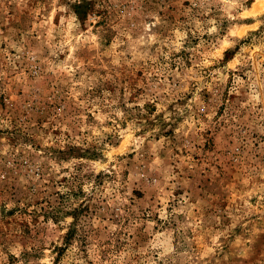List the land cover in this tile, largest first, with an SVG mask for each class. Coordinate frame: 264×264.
<instances>
[{
	"label": "rangeland",
	"instance_id": "rangeland-1",
	"mask_svg": "<svg viewBox=\"0 0 264 264\" xmlns=\"http://www.w3.org/2000/svg\"><path fill=\"white\" fill-rule=\"evenodd\" d=\"M0 264H264V0H0Z\"/></svg>",
	"mask_w": 264,
	"mask_h": 264
},
{
	"label": "trees",
	"instance_id": "trees-1",
	"mask_svg": "<svg viewBox=\"0 0 264 264\" xmlns=\"http://www.w3.org/2000/svg\"><path fill=\"white\" fill-rule=\"evenodd\" d=\"M74 8L75 13L81 18L85 17V15L87 14V8L85 4H75Z\"/></svg>",
	"mask_w": 264,
	"mask_h": 264
}]
</instances>
